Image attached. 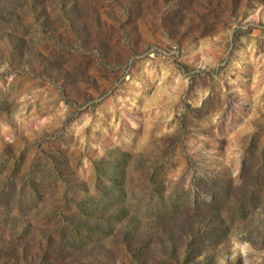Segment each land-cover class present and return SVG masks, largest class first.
Instances as JSON below:
<instances>
[{"label":"rangeland","instance_id":"1","mask_svg":"<svg viewBox=\"0 0 264 264\" xmlns=\"http://www.w3.org/2000/svg\"><path fill=\"white\" fill-rule=\"evenodd\" d=\"M0 264H264V0H0Z\"/></svg>","mask_w":264,"mask_h":264},{"label":"trees","instance_id":"2","mask_svg":"<svg viewBox=\"0 0 264 264\" xmlns=\"http://www.w3.org/2000/svg\"><path fill=\"white\" fill-rule=\"evenodd\" d=\"M217 179H218L217 176L212 177V182L217 181ZM116 188H117L118 191H120V193H122V190H121L120 186H118V187L116 186ZM114 189H115V186L112 187L109 191H113ZM217 201H219V199L216 196L213 197V200L212 201H209V202L204 201V202H202V204L200 203V201L197 200L194 205H192V206L191 205H188L187 208L193 209V210H195V209L202 210V207L208 206V207H205V208H207L208 211H210V210L218 211L217 209H218V206H219L220 203L217 202ZM201 205H202V207H201ZM187 208H185V209L187 210ZM163 211H164V213H165V211H177V212H179L178 205L177 204H174L171 207H168V208L164 209ZM231 215L229 216L230 218H231ZM215 229H216L215 230L216 231L215 234H220L221 233L223 235L227 231V225L225 224V222H224L223 219H221V218L218 219L217 226L215 227Z\"/></svg>","mask_w":264,"mask_h":264}]
</instances>
